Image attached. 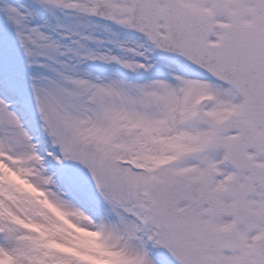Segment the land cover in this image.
Returning <instances> with one entry per match:
<instances>
[{
  "label": "snow or ice",
  "instance_id": "1",
  "mask_svg": "<svg viewBox=\"0 0 264 264\" xmlns=\"http://www.w3.org/2000/svg\"><path fill=\"white\" fill-rule=\"evenodd\" d=\"M0 264H264V0H0Z\"/></svg>",
  "mask_w": 264,
  "mask_h": 264
}]
</instances>
